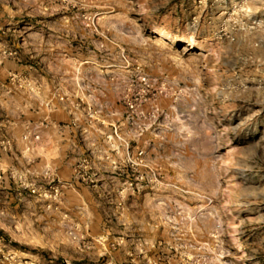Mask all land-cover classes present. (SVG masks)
<instances>
[{
    "label": "rangeland",
    "instance_id": "rangeland-1",
    "mask_svg": "<svg viewBox=\"0 0 264 264\" xmlns=\"http://www.w3.org/2000/svg\"><path fill=\"white\" fill-rule=\"evenodd\" d=\"M0 264H264V0H0Z\"/></svg>",
    "mask_w": 264,
    "mask_h": 264
},
{
    "label": "bare ground",
    "instance_id": "bare-ground-1",
    "mask_svg": "<svg viewBox=\"0 0 264 264\" xmlns=\"http://www.w3.org/2000/svg\"><path fill=\"white\" fill-rule=\"evenodd\" d=\"M167 35H168V37H170V38H175V37H176V36L173 35L172 33H168ZM189 41H191V40H189ZM191 42H192V41H191Z\"/></svg>",
    "mask_w": 264,
    "mask_h": 264
}]
</instances>
